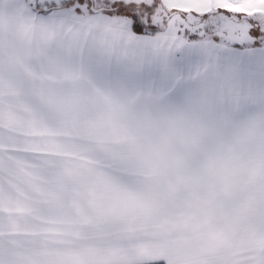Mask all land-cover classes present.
Listing matches in <instances>:
<instances>
[{
	"label": "snow or ice",
	"instance_id": "1",
	"mask_svg": "<svg viewBox=\"0 0 264 264\" xmlns=\"http://www.w3.org/2000/svg\"><path fill=\"white\" fill-rule=\"evenodd\" d=\"M0 264H264V0H0Z\"/></svg>",
	"mask_w": 264,
	"mask_h": 264
}]
</instances>
